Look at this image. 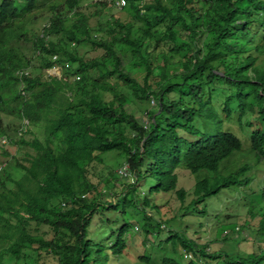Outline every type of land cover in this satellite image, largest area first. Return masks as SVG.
Masks as SVG:
<instances>
[{"label":"trees","instance_id":"trees-1","mask_svg":"<svg viewBox=\"0 0 264 264\" xmlns=\"http://www.w3.org/2000/svg\"><path fill=\"white\" fill-rule=\"evenodd\" d=\"M81 1H0V113L10 100L4 94L15 93L11 101L26 126L47 117L44 140L14 141L24 150L22 162L15 159L21 177L4 171L1 178L0 264L5 257L19 261L26 250L38 261L48 253L55 264H111L134 230L130 210L141 216L146 237L166 231L162 242L181 249L184 264H264V186L248 212L257 225H244L263 246L244 257L209 252L167 230L177 216L164 219L152 200L175 194L183 210L179 170L196 179L186 209L199 213L205 199L252 181L255 161L264 159V0H123L127 19H107L104 28L99 21L117 0ZM37 14L45 18L41 30H25L26 18L35 22ZM22 40L43 71L58 75L41 82L24 73L25 58L14 46ZM80 48L101 55L86 57ZM133 100L153 102L147 123L127 111ZM246 126L249 136L241 138ZM110 153L128 167V184L118 192L88 179L89 165ZM240 154L246 161L234 166ZM109 212L119 217L111 221ZM94 228L103 230L98 241Z\"/></svg>","mask_w":264,"mask_h":264},{"label":"rangeland","instance_id":"rangeland-1","mask_svg":"<svg viewBox=\"0 0 264 264\" xmlns=\"http://www.w3.org/2000/svg\"><path fill=\"white\" fill-rule=\"evenodd\" d=\"M1 1V0H0ZM99 0H82L81 6L85 7L91 2ZM110 2V0H107ZM117 2L121 6L117 5ZM127 5L121 4V0H117L114 5L109 6L108 10L104 12V16L99 21L101 27H105L107 19L116 18L121 20L127 19ZM40 14H37V19L34 22L33 17L26 18L25 30H31L33 27L39 32L45 23V18H39ZM97 20L91 21V26H96ZM95 28V27H94ZM18 49V54L24 56L27 68L24 69V73L31 75V78L40 77L41 82H49L50 75H58L57 70L43 71L40 66V60L32 50V46L29 42L22 40L18 45H14ZM79 53L86 55V57H97L101 55V52H92L89 48H80ZM39 89V88H37ZM42 90V89H41ZM15 93L10 95L4 94L5 101H7L4 111L0 113V141L5 139L6 143H0V163L5 164V172L11 174V177L18 179L22 175V171L16 167L15 159L22 162L24 156V150L18 148L14 141L20 138H25L31 141L36 138L38 140H44V121L46 116L42 115V120L38 125L26 126V121L20 117L17 112L19 108L18 102H12L11 99ZM153 108V102L133 100V102L126 106L129 113L133 114L141 122H148L147 111ZM53 117V115H51ZM232 125L236 124L235 120L231 121ZM254 125L258 123L254 122ZM241 138L245 135L249 136L250 130L244 127L243 131H240ZM238 136V135H237ZM240 136H238L240 138ZM240 138V139H241ZM248 143L244 139L242 140L241 152L247 150ZM6 151L8 156H3L2 152ZM30 153V152H29ZM244 154H240L233 160L234 166L243 161H246ZM255 160V158L253 159ZM125 160L122 156L114 153L106 154L103 156L102 163H93L89 165L88 179L93 185H97L102 191L117 190V192L128 184V179L120 177L118 172L121 167L125 166ZM232 164V162H231ZM178 175V188L185 191V199L183 201V210L178 212L180 207L175 194L159 195L157 198H152L153 202L161 208V214L164 219H168L171 216H177V219H169L165 225L167 230H178L183 232L187 239L194 240L198 245H206L209 252L221 251L227 254H233L235 256L244 257L250 253L256 252L259 246H263L260 238H253L252 232L245 225L250 224L251 227H255L258 223V218L252 220L249 216V210L251 207H255L260 201L258 194L260 189L264 186V159L255 161V166L249 176L252 181L249 185L243 188L234 189H222L219 194L205 199V201L198 206V210L204 209V213L188 210L186 207L193 199V191L195 187V177L185 170L177 171ZM105 185V187L103 186ZM104 187V188H103ZM112 189V190H113ZM106 196L102 200H112ZM168 202L169 205L164 206ZM53 204H57L56 201ZM258 208V207H257ZM256 208V209H257ZM263 208V205L261 206ZM131 213L130 223L133 225V232L127 236V249L123 252V255L118 257L111 264H162L164 258H173L180 261L182 264L183 251L180 249L176 253L173 252L169 242H162L167 237V232L164 231L157 236H145L142 231V218L133 210ZM258 212V211H256ZM263 212L259 210L258 213ZM152 213V212H151ZM105 216L111 221L117 219L118 214L109 212L105 213ZM146 216H150L149 213ZM259 217V216H258ZM96 223H93V225ZM117 230V229H116ZM43 236L47 233V229H40ZM93 239L98 241L101 239L100 235L103 233L102 229L94 228ZM39 233V234H41ZM254 235V233H253ZM49 238L48 235L45 236ZM161 241V242H159ZM5 247V246H4ZM175 253V254H173ZM145 256L149 259L148 262L141 261L139 257ZM37 254L32 251H24V256L19 261H14L5 257L4 261L7 264H55V260L52 255L42 252L38 261Z\"/></svg>","mask_w":264,"mask_h":264},{"label":"built area","instance_id":"built-area-1","mask_svg":"<svg viewBox=\"0 0 264 264\" xmlns=\"http://www.w3.org/2000/svg\"><path fill=\"white\" fill-rule=\"evenodd\" d=\"M121 4L122 6L125 5V2L123 0H121ZM117 5L118 6H121L119 2H117ZM6 143V140L5 139H1V144H5ZM5 167V163L4 164H0V182H1V178L3 177L4 175V169ZM118 174L120 175V177H125L128 175V167L125 165L124 167H121ZM0 187H1V184H0Z\"/></svg>","mask_w":264,"mask_h":264},{"label":"crops","instance_id":"crops-1","mask_svg":"<svg viewBox=\"0 0 264 264\" xmlns=\"http://www.w3.org/2000/svg\"><path fill=\"white\" fill-rule=\"evenodd\" d=\"M0 164H4V163H0ZM6 164V163H5Z\"/></svg>","mask_w":264,"mask_h":264},{"label":"clouds","instance_id":"clouds-1","mask_svg":"<svg viewBox=\"0 0 264 264\" xmlns=\"http://www.w3.org/2000/svg\"><path fill=\"white\" fill-rule=\"evenodd\" d=\"M27 123V122H26ZM0 143H1V141H0Z\"/></svg>","mask_w":264,"mask_h":264}]
</instances>
